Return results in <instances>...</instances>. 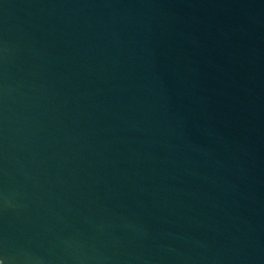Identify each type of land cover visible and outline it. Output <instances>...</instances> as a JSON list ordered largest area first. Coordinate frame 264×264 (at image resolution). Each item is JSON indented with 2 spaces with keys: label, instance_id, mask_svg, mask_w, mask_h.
<instances>
[{
  "label": "water",
  "instance_id": "1",
  "mask_svg": "<svg viewBox=\"0 0 264 264\" xmlns=\"http://www.w3.org/2000/svg\"><path fill=\"white\" fill-rule=\"evenodd\" d=\"M0 264H264V0H0Z\"/></svg>",
  "mask_w": 264,
  "mask_h": 264
}]
</instances>
